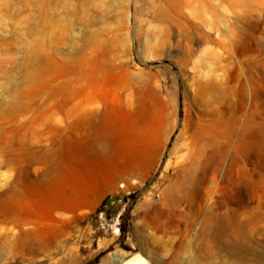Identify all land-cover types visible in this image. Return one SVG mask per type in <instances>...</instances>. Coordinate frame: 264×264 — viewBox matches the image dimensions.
Listing matches in <instances>:
<instances>
[{"label": "rangeland", "instance_id": "obj_1", "mask_svg": "<svg viewBox=\"0 0 264 264\" xmlns=\"http://www.w3.org/2000/svg\"><path fill=\"white\" fill-rule=\"evenodd\" d=\"M105 106L149 137L131 188ZM138 256L264 264V0H0V264Z\"/></svg>", "mask_w": 264, "mask_h": 264}, {"label": "bare ground", "instance_id": "obj_2", "mask_svg": "<svg viewBox=\"0 0 264 264\" xmlns=\"http://www.w3.org/2000/svg\"><path fill=\"white\" fill-rule=\"evenodd\" d=\"M150 107L148 105H142L140 108V112L142 119H150L151 112ZM95 129L99 132V134L103 136H107L112 141V148L114 151V155H119L122 152H125L129 158V165L127 164L123 168H119L115 164H111L108 170L104 172V174L108 173L107 171H111V173L114 174L115 180L114 183H112V187H116L118 185L121 186L124 184L125 186L131 188L135 186L134 184L136 181L142 182L144 179V175L142 173H139L136 175L135 172V164L134 161L137 157L142 155L146 152L145 143L148 140L149 137H144L143 135H137L132 133L122 120V118L118 115V113L110 106H105L101 112L100 120L95 125ZM69 172H76L75 166L73 168L68 169ZM86 173L89 174L92 178H99L100 176L92 171L89 167L86 169ZM136 176L135 180H133V177ZM105 177V176H104ZM36 201L35 205H41V206H50L52 204L58 203L62 200L61 197H59V194L56 193V190L54 189H45L43 188L41 191H36ZM197 197L193 195H188L187 201L190 203H193ZM5 213L12 214L14 212L13 208H9L8 210L5 209ZM214 226V229L216 231L213 232L214 236L219 235V222L216 221ZM118 263L120 264H148L143 263V258L141 256L134 257L130 260H122L120 257H118Z\"/></svg>", "mask_w": 264, "mask_h": 264}]
</instances>
